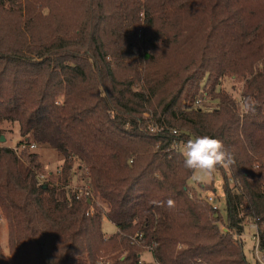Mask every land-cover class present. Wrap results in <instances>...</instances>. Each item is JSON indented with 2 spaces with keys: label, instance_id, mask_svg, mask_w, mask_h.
Instances as JSON below:
<instances>
[{
  "label": "trees",
  "instance_id": "obj_1",
  "mask_svg": "<svg viewBox=\"0 0 264 264\" xmlns=\"http://www.w3.org/2000/svg\"><path fill=\"white\" fill-rule=\"evenodd\" d=\"M6 10L0 124L17 122L25 142L63 159L45 176L36 152L24 162L0 144V264H142L143 251L153 264H253L237 239L249 224L264 253V0H18ZM227 77L242 81L240 99L218 87ZM205 135L233 158L216 169L225 216L187 183L179 146ZM74 167L82 198L69 187ZM103 218L115 232L105 235Z\"/></svg>",
  "mask_w": 264,
  "mask_h": 264
},
{
  "label": "rangeland",
  "instance_id": "obj_2",
  "mask_svg": "<svg viewBox=\"0 0 264 264\" xmlns=\"http://www.w3.org/2000/svg\"><path fill=\"white\" fill-rule=\"evenodd\" d=\"M8 8L17 9L18 0L17 1L12 0L10 2H8L7 0H0L1 16L7 14L6 9ZM218 87L224 88L226 91L231 93L234 96V98H236L237 100L241 98L240 97V90L242 87L241 80H238L233 77L232 78L227 77L222 80L221 85H219ZM207 104L211 105L213 104V102L207 100ZM0 127H2L4 131L1 136L5 138V140L0 142V144L12 147L17 153V155L22 159V161L24 162L27 161V153L36 152L38 154L37 160L42 164L45 176H47L49 172L54 173L57 170V168L62 162L63 157L54 148H51L49 145H46L47 143L36 142L33 139V137L30 135H29L30 138L25 143V145H21L22 143L25 142V138L19 135V126L17 122L12 123L8 121H3L0 124ZM31 141H33V143H36L34 147L31 146ZM185 145L186 144L179 146L182 152L184 151ZM74 169L76 173L71 179L70 184L74 187H84L85 186L84 180H82L81 177L83 170L76 169V167H74ZM187 183L190 187L194 188L197 192L200 193V197L206 198L209 195L212 196L213 197L212 203L217 206V210H219V213L222 216H225V206H224L225 203H224V196L222 191V179H221V174L218 171L215 170L211 175H201L196 172H193V174L188 178ZM201 184L212 185L214 189L213 191L200 190ZM254 227L255 226L252 224L246 226L244 233H242L241 235L237 234V239H239V242L242 243L243 250L248 261H250L253 264H260L256 256V252L254 249V240L252 238L253 234L255 233ZM224 229L225 227H223V230ZM102 230L104 231L105 235H108L115 232L116 227L107 219L103 218ZM7 239H8L7 222L6 219L0 213V247L5 253L8 252ZM149 253L150 252L148 251L142 252V257H141L142 264H148L151 262L153 264L152 256Z\"/></svg>",
  "mask_w": 264,
  "mask_h": 264
},
{
  "label": "clouds",
  "instance_id": "obj_3",
  "mask_svg": "<svg viewBox=\"0 0 264 264\" xmlns=\"http://www.w3.org/2000/svg\"><path fill=\"white\" fill-rule=\"evenodd\" d=\"M256 101L251 97L243 98L241 106L245 112H255ZM184 167L201 175H211L218 167L228 166L233 162L232 154L224 143L210 136H198L189 140L182 153ZM169 207L173 201H168Z\"/></svg>",
  "mask_w": 264,
  "mask_h": 264
},
{
  "label": "built area",
  "instance_id": "obj_4",
  "mask_svg": "<svg viewBox=\"0 0 264 264\" xmlns=\"http://www.w3.org/2000/svg\"><path fill=\"white\" fill-rule=\"evenodd\" d=\"M198 104V103H197ZM26 142L22 143L21 145H25ZM31 146L34 147L35 143H31ZM69 187L72 189V191L75 193V197L76 198H82L85 197V195L87 194L86 191V185L84 187H74L71 184H69ZM88 200V199H87ZM206 200L212 204V207L214 209H217V206L215 204L212 203L213 201V197L212 196H207ZM226 229V228H225ZM224 229V230H225ZM253 240H254V249L256 252V256L258 258V261L260 264H264V253L260 250L259 248V239H258V234L255 230V233L252 236Z\"/></svg>",
  "mask_w": 264,
  "mask_h": 264
},
{
  "label": "water",
  "instance_id": "obj_5",
  "mask_svg": "<svg viewBox=\"0 0 264 264\" xmlns=\"http://www.w3.org/2000/svg\"><path fill=\"white\" fill-rule=\"evenodd\" d=\"M5 138L3 136L0 137V142L4 141Z\"/></svg>",
  "mask_w": 264,
  "mask_h": 264
},
{
  "label": "crops",
  "instance_id": "obj_6",
  "mask_svg": "<svg viewBox=\"0 0 264 264\" xmlns=\"http://www.w3.org/2000/svg\"><path fill=\"white\" fill-rule=\"evenodd\" d=\"M150 254V253H149Z\"/></svg>",
  "mask_w": 264,
  "mask_h": 264
}]
</instances>
